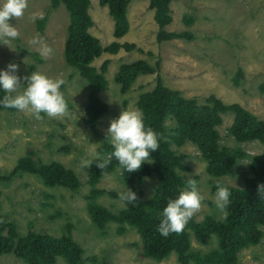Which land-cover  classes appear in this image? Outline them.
Listing matches in <instances>:
<instances>
[{"label": "rangeland", "instance_id": "obj_1", "mask_svg": "<svg viewBox=\"0 0 264 264\" xmlns=\"http://www.w3.org/2000/svg\"><path fill=\"white\" fill-rule=\"evenodd\" d=\"M28 7L23 17L10 20L16 27L19 36L9 40L4 45L0 41V71L7 70L10 61L17 62L20 85L26 86L23 79L28 74L27 65H35V71L49 78L63 79L60 88L68 104L69 115L61 118L44 117L36 120L27 112H0V174L10 172L17 160L24 155L27 148L38 155L44 162L56 161L76 174L81 185L79 190L70 192L62 187H44L33 175L22 174L8 183H0V223L12 222L16 225L18 235H24L28 222L33 228L50 235H57L65 224H70L72 239L83 249V264H95L87 261L91 255L99 260L112 264H177L176 256L170 255L166 260L138 259L136 248L121 241L120 236H126L131 243H138L139 238L134 228L127 227L122 235L115 231V224L108 225L105 234L96 230L87 217L86 200L90 187L87 184L88 167L82 169L81 161L91 162L92 145H96V152L106 136L109 122L118 118L124 109L135 110V102L140 93L149 91L154 85V75L137 78L125 93L119 92V86L114 82L118 66L122 63H138L146 61L152 68L156 58L159 59L158 74L163 85L177 90L185 98L194 97L197 102L209 94L219 96L226 104L239 102L259 119H264V94L256 91L259 83H264V0H177L171 3L170 13L172 21L167 26L168 32L190 31L193 40L176 39L156 44V27L153 21V11L148 10L145 0H130L126 7V18L129 25L128 33L120 40L133 42L144 47L143 51H151L152 57L136 52L124 53L119 51L115 55L102 53L95 59L93 66H100L104 59L109 60L104 78L107 82L105 90L97 97L104 102L108 111L103 114L94 126H89L84 116V106L87 102L88 85L78 73L65 65L62 48L65 37L67 15L64 8L49 12V0H27ZM2 3V0H0ZM42 12L46 21L43 31L36 28L35 21L29 17L33 13ZM88 14L92 26L88 32L99 39L105 47L112 38L113 23L107 14L106 7L98 6L97 0H89ZM47 15V17H46ZM191 17L194 23L184 24L183 17ZM36 20H41L37 18ZM152 26V27H151ZM37 34L52 49L49 58H43L29 41ZM33 53L38 54L41 64L35 63ZM240 69L241 78L237 87L231 83L234 72ZM22 91V89H18ZM229 114L222 116V123L217 127L220 144L231 148L239 147L245 157L237 162L232 172L224 177L215 179L205 173L206 162L199 157L196 148L190 143L180 147L172 146L177 154L184 156V164L188 171L182 172L184 180L197 178V186L203 197L202 209L192 219L201 221L205 216L222 219L215 206V192L212 189L217 181L222 185L234 188L243 187L244 181L250 176L247 165L255 155L264 153V145L257 141L243 142L240 145L228 137L226 129L230 126ZM172 120H167V126H173ZM232 138V139H231ZM66 147L68 151L58 152L57 149ZM36 157V156H35ZM37 158V157H36ZM184 173L188 175L185 176ZM156 177L151 174L141 182L133 185L125 184L120 176V170L102 176L96 188L114 192L117 197L110 198L103 195L99 203L110 211L127 208L118 199V194L126 189L133 191L140 201L150 197ZM52 195L53 198L48 197ZM48 198H45V197ZM133 202L132 204H134ZM61 215L52 219L50 215L56 211ZM264 233V227L261 228ZM213 239L209 246H202L191 239V246L195 250L206 253L215 247ZM105 251L109 255L104 258ZM174 255V256H173ZM264 263V236L258 245L250 246L239 253L238 264ZM0 264H24L11 255L0 256ZM55 264H65L57 258Z\"/></svg>", "mask_w": 264, "mask_h": 264}, {"label": "trees", "instance_id": "obj_2", "mask_svg": "<svg viewBox=\"0 0 264 264\" xmlns=\"http://www.w3.org/2000/svg\"><path fill=\"white\" fill-rule=\"evenodd\" d=\"M148 9L153 10V21L156 24V44L176 39L191 41L193 34L189 31L167 32L171 23L169 3L174 0H147ZM130 0H97L98 6L106 7L107 14L113 23L112 38L105 47L99 39L92 36L88 30L92 21L88 14L89 0H49L48 10L64 8L67 15L64 44L62 54L66 66L74 69L89 88L87 102L84 106V116L89 126H94L98 119L108 111L107 105L97 94L105 90L107 82L104 75L109 60H102L100 66H93L95 59L102 53L115 55L119 51L124 53L136 52L152 57L151 51H143L144 47L133 42L120 41L129 30L126 18V7ZM47 17V15H46ZM45 17L35 20L36 28L42 32ZM184 24H190L188 17H183ZM35 63L41 64L38 54H31ZM17 65V62L10 61ZM28 74L35 71V65H27ZM159 68V59L156 58L153 68L145 60L138 63H122L114 76V82L119 86V92L129 90L137 78L154 75V85L146 92L137 96L135 107L143 113L146 128L153 129L158 134L159 148L151 153L148 164L145 161L137 172L128 173L119 167L117 160L111 157L114 149L109 140L103 139L98 148L100 159L91 160L88 167L87 184L90 190L82 196L86 200L85 213L92 226L102 235L107 226L115 224V231L122 235L125 229H135L139 241L136 248L138 259L163 261L170 255L176 256L178 264H238L239 253L250 247L258 245L264 233V198L257 195V185H264V153L255 155L247 165L249 177L244 181L243 187L234 188L225 186L230 192L226 219L216 220L213 216H205L201 221L190 219L180 233H171L163 237L157 231L159 224L158 213L166 207L169 199H176L185 189L186 180L181 175L187 172L184 156L171 149L180 147L185 143L194 145L202 160L206 162L205 173L211 178H221L229 175L237 162L245 157L244 151L239 147L231 148L220 144V135L217 127L222 123V116L229 114L231 123L226 133L232 141L240 145L243 142L257 141L264 145V119H259L239 102L226 104L219 96L209 94L197 102L194 97L185 98L177 90L163 85L162 79L155 74ZM18 76V74H15ZM241 78V71L237 69L231 77V83L237 87ZM259 94H264V83L256 86ZM6 93L0 90V100ZM15 112L14 108H5L0 105V112ZM172 120L173 126H167L166 121ZM58 152L66 153L68 149L61 147ZM37 158H36V157ZM108 167L99 169L96 164L109 160ZM120 170L122 181L127 185L141 182L144 178L154 174L156 185L152 194L144 202L140 201L141 194L134 204L118 211H110L99 203V198L107 195L117 197L114 192L96 188L103 175ZM22 174L33 175L44 187H62L70 192L79 190L81 185L73 170L65 168L56 161L44 162L27 148L13 169L0 174V183H8ZM197 181L196 177H192ZM216 190V185L212 186ZM45 197V196H44ZM48 197L53 198L52 195ZM45 197V198H48ZM60 211H56L49 218H58ZM191 239L202 246H209L216 240L215 247L203 253L191 246ZM83 249L72 239L70 224H65L57 235H50L33 228L28 222L24 235H18L16 225L12 222L0 223V256L11 255L24 264H55L61 258L65 264H83ZM87 261L95 264H112L91 255ZM264 264V263H263Z\"/></svg>", "mask_w": 264, "mask_h": 264}, {"label": "clouds", "instance_id": "obj_3", "mask_svg": "<svg viewBox=\"0 0 264 264\" xmlns=\"http://www.w3.org/2000/svg\"><path fill=\"white\" fill-rule=\"evenodd\" d=\"M142 1L144 2L145 0ZM176 1H171L169 6ZM27 7V0H2V3H0V41L4 45L8 44L9 40H14L19 36L17 28L12 26L9 21L23 17ZM43 15L42 12L33 13L29 18L34 22L37 18L43 19ZM188 18L191 20L190 23H194L193 18L190 16ZM154 30H157V28H154ZM29 43L36 48V51L43 58L51 56L52 49L43 41L39 34L33 37ZM16 71L17 65L13 63L8 64L7 70L0 71V90L6 93L3 99L0 100V105L5 108H14L27 112L36 120L44 118L41 113L46 114L49 118H61L69 115L67 101L60 91L64 83L63 79H52L39 72H32L30 76L23 78L26 81V86L22 87L20 85L21 78L14 74ZM18 89H22V91H18ZM106 136L110 137V143L114 149L111 157L117 160L119 167L124 171L128 173L137 172L145 161L148 164L154 163L150 159V156L151 153L156 152L159 148L158 134L150 127H145L143 113L140 110H122L118 118L112 119L109 122ZM91 145L93 156L99 160L100 153L96 152L97 144ZM197 153L199 154L198 151ZM109 163L110 159L103 160V162L97 163L96 166L104 170L108 167ZM90 166V161H81L82 169ZM184 174L185 176L188 175L187 173ZM257 195L264 198V185H257ZM229 197L230 192L228 188L223 186L220 181H217L215 206L220 212L222 219H226L229 215L226 210L229 204ZM118 199L125 206L137 201L138 197L133 191L125 188L124 191L118 194ZM202 201L203 197L198 190L197 181L189 176L186 181V187L179 193L178 198L169 199L163 211L157 214L159 218L157 231L159 234L163 237H168L171 233L182 232L188 221L201 211ZM120 239L126 242V250L129 245L136 248L139 247V245L131 243L130 240L126 239V236H120ZM108 257L109 255L105 251L104 258L107 259Z\"/></svg>", "mask_w": 264, "mask_h": 264}]
</instances>
